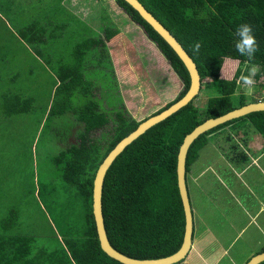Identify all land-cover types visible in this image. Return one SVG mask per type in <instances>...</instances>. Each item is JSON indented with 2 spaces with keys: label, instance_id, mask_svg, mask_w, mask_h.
Wrapping results in <instances>:
<instances>
[{
  "label": "trees",
  "instance_id": "1",
  "mask_svg": "<svg viewBox=\"0 0 264 264\" xmlns=\"http://www.w3.org/2000/svg\"><path fill=\"white\" fill-rule=\"evenodd\" d=\"M115 1L124 13L142 27L148 40L168 61L183 85L175 100L150 116L158 114L186 94L190 86L189 74L182 60L137 10L125 0ZM139 1L193 57L203 78V89L209 90L205 107L195 105L197 97L165 121L151 127L117 158L105 179L103 214L111 244L131 258L158 259L171 255L182 242L184 215L175 171L184 138L207 120L249 104L242 84L238 83L241 73L247 74L246 66L250 64L248 58L241 56L235 48V30L240 24H250L253 28L259 45L254 56L258 58L256 64L259 65L255 81L264 77V0ZM20 34L54 68L51 48L55 43L49 25L34 20L22 28ZM197 41L201 43V48L199 53H194L192 45ZM108 48L106 37L97 32V38L86 39L76 46L74 64L66 65L62 59L57 61V83L45 113L49 121L69 112L84 125L78 143L62 150L53 161L66 184L75 189L77 200L84 208L83 229L81 226L70 227L62 246L45 250L36 246L35 237L12 231L15 229L11 225L13 220H6L4 233L0 235V264H121L100 248L92 215V185L98 167L109 152L144 120L138 121L127 117L122 111L118 112L110 132L111 138L106 144L99 143L93 133L105 130L110 125L109 116L93 100L83 106L73 101L75 94L84 95L89 91L82 90L86 84L82 75L87 66L86 57L94 55L95 59L112 61L111 56L106 55ZM226 58L240 60L232 80L220 77ZM227 67L229 64L225 69ZM260 88L264 90V85L261 84ZM252 99H255L254 96ZM1 100L0 108L8 116L30 114L35 104V98L12 93L11 90L2 92ZM259 101L264 100L256 97L251 103ZM263 117L264 112H255L202 135L189 150L187 176L193 165L200 161L201 152L211 139L226 136V140L231 141L234 134H245L250 138V133L242 128L250 123L257 130L255 119ZM225 130L229 132L226 134Z\"/></svg>",
  "mask_w": 264,
  "mask_h": 264
},
{
  "label": "rangeland",
  "instance_id": "2",
  "mask_svg": "<svg viewBox=\"0 0 264 264\" xmlns=\"http://www.w3.org/2000/svg\"><path fill=\"white\" fill-rule=\"evenodd\" d=\"M121 11L115 0H0V104L3 103L1 94L4 91L11 90L12 93L35 98L30 114L8 116L0 108V235L4 233V222L13 220L11 225L15 229L12 231L35 237L39 249L52 250L64 244V236L70 227L81 226L83 229L84 208L77 200L75 189L66 184L53 161L62 150L78 143L84 125L69 112L49 121L45 114L57 83V61L62 59L66 65L74 64L73 55L78 44L89 38H97V31L103 29L106 23L114 28L119 26L129 40H136L139 33L146 40L145 46L137 40L133 41L132 48H129L132 45L130 43L122 48L119 44L110 50L108 48V57H112L111 50L116 53L112 61L95 59L94 55L86 57L87 66L82 72L86 84L82 90L89 91L84 95L75 94L73 101L83 106L93 100L109 116L110 125L105 130L93 133L99 143L106 144L111 138L110 132L118 112L122 111L127 117L143 121L175 100L182 90L181 81L156 46L144 35L142 27L140 29L127 13L120 14ZM34 20L48 24L50 32H53L55 44L51 52L54 68L21 37V29ZM142 47L146 48V55L137 50ZM126 54L133 58L130 62H139L145 68L135 69V75L134 71H127ZM257 60L254 58L249 62L256 64ZM227 64L229 67L225 69ZM239 65L240 60L226 58L220 77L232 80ZM261 84L264 85V77L256 81L251 95L241 85L248 103L254 102L256 97L264 100ZM130 85L135 89H129ZM259 92L258 97L256 94ZM208 93L207 88L203 89L195 105L205 107L209 100ZM253 96L255 99H252ZM255 121L259 127L263 119ZM247 124L242 129L247 130L251 136L258 135L255 128ZM224 132L227 134L229 131ZM220 140V143H226L224 138ZM218 155L216 148L206 147L201 152L199 163L205 164V168L208 163L212 165L218 162ZM192 169L199 170V164H195ZM258 177L257 169H253L247 177L254 192L257 191L255 184ZM195 190L192 191L193 196ZM235 192L244 207L257 208L246 188L240 186ZM223 195L220 200H223ZM230 205L231 202L223 201L222 211ZM249 231L258 234L254 226ZM258 237L261 244L255 246L257 251L264 244V237ZM250 252L235 250L237 263H247L252 258L248 257ZM200 253L205 252L191 250L189 261L199 262ZM225 264L231 263L227 261Z\"/></svg>",
  "mask_w": 264,
  "mask_h": 264
},
{
  "label": "crops",
  "instance_id": "3",
  "mask_svg": "<svg viewBox=\"0 0 264 264\" xmlns=\"http://www.w3.org/2000/svg\"><path fill=\"white\" fill-rule=\"evenodd\" d=\"M121 13L124 12L121 11ZM104 25L106 26L97 32L106 37L109 50L117 44L122 48L128 43L132 44L129 47L132 48L133 41L137 40L142 45H146L142 33H139L138 38L132 41L126 37L119 26L116 25L114 28L108 23ZM139 28L141 29L140 26ZM148 49L150 50V47ZM137 50L146 55L145 47ZM110 52L112 57L116 55L113 50ZM129 58L131 57L126 54L125 62L128 64L126 69L131 73L134 71L133 75H135V69L145 68V65H141L139 62L133 64L130 62L133 58L131 60ZM129 89L134 90L135 87L132 85ZM262 119V124L257 126L259 136L250 134V138H248L245 134H238V136L234 134V139L231 141L226 140V136H224L225 144L219 141L222 136L211 139L207 147L213 146L218 150L219 161L212 165L208 163L205 168V164L203 165L199 161L196 163L199 164V170L191 169L188 174L187 184L194 213L190 251L205 253H200V261L195 263L189 261V251L187 257L178 264H225L227 261H230L231 264H239L235 260V250H250L248 257H253L256 253L264 251V244L259 251L255 247L261 244L258 236L264 237V194L262 192L264 191V117ZM248 140H250L249 143ZM251 144L252 146H250ZM253 169L259 171L258 182L255 184L256 192L247 182V177L250 176ZM240 186L247 189L253 199L252 203L257 206L256 209L252 206L246 208L242 205L243 201L235 192V189ZM194 189H196L195 196L192 192ZM221 194H224L223 200H220ZM223 201L231 202L229 208L224 211H222ZM233 210L234 213H232ZM253 226L257 229L258 234L256 231L248 233V230H251ZM252 237H257V240Z\"/></svg>",
  "mask_w": 264,
  "mask_h": 264
},
{
  "label": "water",
  "instance_id": "4",
  "mask_svg": "<svg viewBox=\"0 0 264 264\" xmlns=\"http://www.w3.org/2000/svg\"><path fill=\"white\" fill-rule=\"evenodd\" d=\"M141 17L164 39V41L173 49L176 55L182 60L190 77V86L186 94L177 102L169 106L166 110L150 116L140 123L138 128L123 138L106 156L103 163L98 167L92 185V215L95 225L96 236L100 248L107 256L121 264H178L183 261L192 245L193 234V210L190 201V194L187 184V160L188 153L192 144L202 135L213 129L224 125L230 121L240 119L255 112H264V101L249 103L240 108L234 109L218 118H211L205 123L197 126L191 133L186 135L179 149L176 165V184L182 211L184 215V231L180 247L171 255L158 259H135L124 255L116 249L110 242L103 214V190L107 174L117 158L125 149L144 135L154 125L165 121L182 108L193 102L200 96L203 89V78L199 67H197L193 57L188 54L183 45L177 38L150 12L139 0H125ZM264 262V251L256 253L247 264H261Z\"/></svg>",
  "mask_w": 264,
  "mask_h": 264
},
{
  "label": "clouds",
  "instance_id": "5",
  "mask_svg": "<svg viewBox=\"0 0 264 264\" xmlns=\"http://www.w3.org/2000/svg\"><path fill=\"white\" fill-rule=\"evenodd\" d=\"M235 36L237 37L235 42V48L237 52L241 56H246L248 58V61H252L254 59L255 53L259 49L257 40L253 34L252 26L250 24L238 25L235 30ZM200 48H201L200 42L197 41L193 43L192 50L194 53H199ZM227 59H231V58H227ZM258 72H259V65L250 64L246 68L247 74L242 72L239 77L238 83H241L245 87L249 95L254 93V86L256 83L255 76L258 74Z\"/></svg>",
  "mask_w": 264,
  "mask_h": 264
},
{
  "label": "flooded vegetation",
  "instance_id": "6",
  "mask_svg": "<svg viewBox=\"0 0 264 264\" xmlns=\"http://www.w3.org/2000/svg\"><path fill=\"white\" fill-rule=\"evenodd\" d=\"M262 252V251H261Z\"/></svg>",
  "mask_w": 264,
  "mask_h": 264
}]
</instances>
